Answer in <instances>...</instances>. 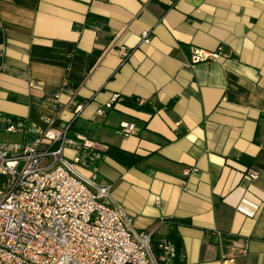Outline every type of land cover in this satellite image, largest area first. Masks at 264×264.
Wrapping results in <instances>:
<instances>
[{
    "label": "crops",
    "instance_id": "crops-1",
    "mask_svg": "<svg viewBox=\"0 0 264 264\" xmlns=\"http://www.w3.org/2000/svg\"><path fill=\"white\" fill-rule=\"evenodd\" d=\"M0 36V115L95 146L97 184L174 245L162 264H264V0H0Z\"/></svg>",
    "mask_w": 264,
    "mask_h": 264
},
{
    "label": "built area",
    "instance_id": "built-area-1",
    "mask_svg": "<svg viewBox=\"0 0 264 264\" xmlns=\"http://www.w3.org/2000/svg\"><path fill=\"white\" fill-rule=\"evenodd\" d=\"M141 39L148 42V32ZM221 53L222 46L214 52L193 48L189 63L213 62ZM117 55L124 62L130 51L119 47ZM118 99L113 96L105 109ZM81 110L82 105L75 106L72 122ZM104 112L100 108L96 115ZM53 124L46 121L45 128L35 127L0 115V131L23 138L0 140V264L171 262L177 255L174 245L167 239L153 242L148 232L134 230L127 212L112 201L109 186L97 184L100 155L95 146L77 134L70 139V124ZM133 130V124L121 125L124 136ZM258 176L251 170L243 178L251 182ZM160 203L156 196L154 204ZM214 235L220 241V233Z\"/></svg>",
    "mask_w": 264,
    "mask_h": 264
},
{
    "label": "trees",
    "instance_id": "trees-1",
    "mask_svg": "<svg viewBox=\"0 0 264 264\" xmlns=\"http://www.w3.org/2000/svg\"><path fill=\"white\" fill-rule=\"evenodd\" d=\"M0 42H2V37L0 36ZM75 128V127H74ZM105 155L125 164L126 166H134L137 162L141 161V158H133L130 154L118 151L114 148H108ZM131 159L132 161H130Z\"/></svg>",
    "mask_w": 264,
    "mask_h": 264
},
{
    "label": "rangeland",
    "instance_id": "rangeland-1",
    "mask_svg": "<svg viewBox=\"0 0 264 264\" xmlns=\"http://www.w3.org/2000/svg\"><path fill=\"white\" fill-rule=\"evenodd\" d=\"M0 139L11 141V140H17L18 138H17V137H14V136L1 135V136H0Z\"/></svg>",
    "mask_w": 264,
    "mask_h": 264
}]
</instances>
